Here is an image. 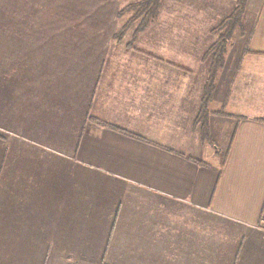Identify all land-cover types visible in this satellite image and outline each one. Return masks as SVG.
I'll use <instances>...</instances> for the list:
<instances>
[{"label": "crops", "instance_id": "1", "mask_svg": "<svg viewBox=\"0 0 264 264\" xmlns=\"http://www.w3.org/2000/svg\"><path fill=\"white\" fill-rule=\"evenodd\" d=\"M137 1L0 0V264H264V0L216 79L223 152L195 122L241 0H161L120 34Z\"/></svg>", "mask_w": 264, "mask_h": 264}, {"label": "trees", "instance_id": "2", "mask_svg": "<svg viewBox=\"0 0 264 264\" xmlns=\"http://www.w3.org/2000/svg\"><path fill=\"white\" fill-rule=\"evenodd\" d=\"M161 0H139L127 6L125 10H133L134 14L125 24L123 31L128 29L136 21L140 20L138 32L146 29L159 15ZM245 0H241L233 16L225 19L214 31L219 34V39L211 46L208 55L212 56V62L204 88V95L200 112L196 118L195 126L199 128L202 138L206 142L214 143L210 131V102L215 91L218 72L224 65L225 52L228 41L233 35L234 29L240 25L244 11Z\"/></svg>", "mask_w": 264, "mask_h": 264}, {"label": "rangeland", "instance_id": "3", "mask_svg": "<svg viewBox=\"0 0 264 264\" xmlns=\"http://www.w3.org/2000/svg\"><path fill=\"white\" fill-rule=\"evenodd\" d=\"M44 21V20H43ZM43 21H42V23H43ZM46 21V23L48 22V20H45ZM83 22H82V25L84 26V28H85V30H87L88 28L90 29V28H93V25L95 24V26L96 27H98L99 26V24H98V20H92V19H87V20H82ZM104 21H109V20H104ZM52 22V25L54 26H58L59 25V20H52L51 21ZM91 30V29H90ZM97 30V29H96ZM99 30V29H98ZM91 34H92V32H91ZM89 35V34H84L83 36H84V41L86 42V41H92V38H93V36L94 35ZM61 38V39H60ZM94 38H95V36H94ZM64 40H65V36H60V35H52V43H54V42H64ZM216 139H215V141H214V139H213V141H214V143L213 144H215V146H217V147H219L220 149H221V151L223 152V151H225L227 148V138H228V134H227V132L226 131H223V132H216V134H215V136H214ZM228 141H229V138H228ZM224 155H225V152L221 155V157L219 158V159H222L223 157H224ZM203 160L204 161H207V162H210V161H212L211 159H209V157L208 158H203Z\"/></svg>", "mask_w": 264, "mask_h": 264}]
</instances>
